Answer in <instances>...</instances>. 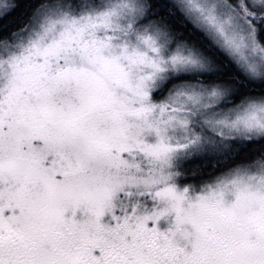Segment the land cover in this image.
Listing matches in <instances>:
<instances>
[{"label": "snow or ice", "instance_id": "snow-or-ice-1", "mask_svg": "<svg viewBox=\"0 0 264 264\" xmlns=\"http://www.w3.org/2000/svg\"><path fill=\"white\" fill-rule=\"evenodd\" d=\"M0 264H264V0H0Z\"/></svg>", "mask_w": 264, "mask_h": 264}]
</instances>
